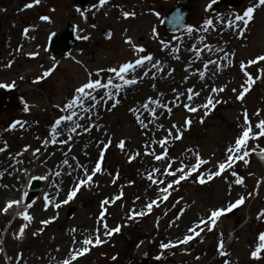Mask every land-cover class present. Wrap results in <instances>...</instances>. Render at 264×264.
Returning <instances> with one entry per match:
<instances>
[{"label":"rangeland","instance_id":"1","mask_svg":"<svg viewBox=\"0 0 264 264\" xmlns=\"http://www.w3.org/2000/svg\"><path fill=\"white\" fill-rule=\"evenodd\" d=\"M182 1L107 0L101 5L89 0L81 8L71 0H0L3 36L17 30L16 43L1 52L0 66L16 63L2 78L22 72L31 78L20 83L27 115L0 110V264H264V252L259 260L251 256L264 233V166L254 156L264 149V136L247 141L248 163L228 152L248 127L245 112L253 134L264 120V61L258 59L264 56V5L246 0L230 8L223 0H198L189 21L192 31L166 33L161 21ZM22 5L30 13L20 14ZM249 7H255L253 18L241 26L235 17ZM24 20L26 32L20 35L17 26ZM69 21L77 27L79 45L52 56L47 38ZM143 56L153 59L127 73L134 84L125 85L109 71ZM157 76L161 82L154 86ZM90 79L120 87L92 90L95 101L86 98L83 106L68 108L76 89ZM129 90H138L131 101ZM110 93H115L111 100ZM209 98L212 105L203 107ZM95 104L100 116L93 122ZM73 112L71 120L64 119ZM85 119L93 126L82 130ZM92 147L96 152L89 157ZM229 155L231 166L220 171ZM197 158L203 163L193 172ZM85 163L90 167L82 171ZM35 164L42 187L31 190ZM181 168L187 175L176 183ZM88 175L91 180L81 185ZM73 190L76 195L69 200ZM11 198L24 201L22 213L4 211ZM240 198L244 203L234 208L237 213L227 211ZM221 209L212 224L211 213ZM117 227L119 232L107 235ZM231 232H236L232 243L226 241ZM189 235L193 239L182 243ZM97 236L99 245L82 243ZM221 244L225 255L219 254ZM82 248L89 251L75 260L68 255Z\"/></svg>","mask_w":264,"mask_h":264},{"label":"snow or ice","instance_id":"2","mask_svg":"<svg viewBox=\"0 0 264 264\" xmlns=\"http://www.w3.org/2000/svg\"><path fill=\"white\" fill-rule=\"evenodd\" d=\"M35 2L38 4L40 3V0H35ZM107 2V0H100V4L103 5ZM216 3V0H212V4H215ZM212 4H210L208 7L211 8ZM258 5H264V0H258ZM28 7H32V5H28ZM255 12V7H249L246 9V11L242 14V15H237L235 17V20L237 22H239L241 24V26H246L253 18V14ZM125 17H128L130 14L129 13H125L124 14ZM131 15H134V14H131ZM43 19H48L47 17H43ZM206 24L211 26L212 25V21L209 20V21H206ZM189 32L192 31V29H188ZM84 39H88V37H84ZM128 43H131V41H127ZM134 49L138 52H144V49L143 48H135L134 46ZM153 58L151 56H143L139 59H136L134 62H129V63H125L123 64L122 66H120L119 68H111L109 69L110 72L114 73L115 76L120 80V81H123V83L125 85H131V84H134L136 83L137 81L135 79H126V75L128 72L130 71H135V68L137 66H141L143 65V63L145 61H150L152 60ZM260 61H264V56H260L258 58ZM257 61L256 60H252L250 61V63H256ZM208 63H211V64H215V61H209ZM205 67H207V65H205ZM49 73L45 72L44 75L47 76ZM97 75H99V73H97ZM245 75L247 76L248 74L245 73ZM248 82L251 83L252 82V78L249 76L248 78ZM15 87V84H4V83H0V88H4V89H12ZM106 87H115L117 90L119 89L120 85H113V82L111 80H109L107 82V84H103L99 79L93 81V80H89L87 83L83 84L82 86H80L79 88L76 89V93H77V96L67 105L68 108H73V106H83V100L86 99V98H89L91 100H96V97L95 96H92L91 95V92L92 90H97V89H100V88H106ZM223 89H221L222 91ZM248 89H245V91H247ZM191 91V90H190ZM113 95H115V93H110L108 95V99H112L113 98ZM198 95V93H197ZM238 99L240 100H243V93L237 97ZM188 99H192L191 96L188 97ZM155 103H159V101H154ZM119 103V100L116 99L114 101V103L112 104V107H115L116 104ZM213 101L211 98L208 99L207 101V104L203 105V107L207 108L209 105H212ZM143 107L145 108H148V105H144ZM25 110L27 111V107L25 108ZM192 112H196L198 109L195 108V107H192L190 109ZM170 111V109H169ZM153 113H154V110H153ZM75 115V112L72 113V115H69V116H66L64 119L65 120H71L72 119V116ZM258 115V113H257ZM244 116H245V124L248 125V127L242 132V135L240 137H238L235 141V149L233 148H229L228 149V152L229 153H238L239 155L236 156V159L238 160H241L243 161L244 163H248L247 160L244 159L245 156L248 155V152L245 149V146L247 144V141L250 139V138H258L259 136H264V120H261L259 121L258 124H256V128L259 129V132L256 133V134H253L252 133V128H251V121L248 119V116H247V113L245 112L244 113ZM17 123H20L19 121H17ZM58 125L60 123V121H57L56 122ZM186 123L190 124V121H186ZM16 125L14 124L13 127H15ZM78 127V125H77ZM119 147L123 149L124 147V142L121 141L120 144H119ZM156 159H161L160 156H156ZM198 160V163L197 165L193 166L191 171H196V168L199 166V163H203V161H200L199 158H197ZM232 160H233V156L232 155H229L227 160L225 161V163H221L219 165V169L220 171H223L226 167V164L228 166H231V163H232ZM101 169L99 168V166H97L96 168V172H99ZM181 175L179 177L178 180H176L175 182L176 183H179L180 180H183L185 179L186 177V173L184 172V169L181 168L179 169ZM87 175V174H86ZM216 175H219V172L216 173ZM233 175H235V173H233ZM91 176L88 175L87 176V179L86 180H82L80 181V184L83 185V184H86L88 183V181L91 180ZM212 177L209 176L208 179H211ZM200 179V183H204V179L201 177L199 178ZM237 183H242L243 181L242 180H237L236 181ZM169 187H171V185H169ZM78 190V189H77ZM77 190H73L69 196H68V199H72L75 195H76V191ZM166 190V189H165ZM67 202V201H65ZM12 203L13 202H10L4 209L5 212H7L8 208H11L12 207ZM15 203H18V202H15ZM244 203V200L243 198H240L238 199L235 203L229 205V207L227 208V211H232L234 208L238 207L239 205L243 204ZM59 205H57L58 207ZM152 205L149 204L148 205V208L151 209ZM225 210L221 209V210H216V211H213L211 213V216H210V222L212 224H215L216 222V218H218L219 216H221L223 213H224ZM139 215H143V213H139ZM260 216L264 217V212H261L260 213ZM259 218V217H258ZM24 219L25 220H30L31 217L28 216L27 214H24ZM44 223H47L46 221ZM201 224H206L207 222L206 221H201L200 222ZM199 227V225H198ZM105 228H107V225H105ZM120 229L119 227L117 228H114L112 229L111 231L107 232V235H112L113 233H117L119 232ZM190 232H193V233H196L197 235L199 234L198 232H196V229H189ZM23 232V229H21V234ZM191 239H193V237L191 235L189 236H186L184 238L183 241H181L182 243H187L188 241H190ZM259 240H260V245L259 247L253 251L251 253V256L254 260H259L261 259V253L264 252V233H261L259 235ZM84 245H90V244H101L102 241L101 239L99 238V236L96 237L95 241H92V240H89V239H86L82 242ZM162 248H168L169 245L168 244H162L161 245ZM221 248H223V244L220 245ZM87 251H89L88 248H82L80 250H76L72 256V260H75L76 257L78 255H83L84 253H86ZM221 255H225L224 252H221ZM64 264H71V261L70 260H66L64 261Z\"/></svg>","mask_w":264,"mask_h":264},{"label":"flooded vegetation","instance_id":"3","mask_svg":"<svg viewBox=\"0 0 264 264\" xmlns=\"http://www.w3.org/2000/svg\"><path fill=\"white\" fill-rule=\"evenodd\" d=\"M21 1V3L23 2V0H20ZM72 1V3H73V6H75V7H81V8H84V7H82V6H80L78 3H80V2H82V0H71ZM88 2H89V0H87V3H86V6L85 7H87L88 6ZM41 4H42V2H40ZM24 5V4H23ZM21 6V9H25L24 11H21L20 10V14H28V13H30V9L28 8H25V6ZM26 7H28V6H26ZM19 14V15H20ZM45 15H46V13H44V14H42L41 16H44L45 17ZM25 20H27V19H25ZM22 21V22H20L21 24L20 25H18L17 26V29L19 28V34L20 35H24L25 34V32H26V30H25V23H26V21ZM70 23H72V24H74L73 22H71V21H69ZM68 22V23H69ZM2 26H3V22L0 20V37H2L3 36V31L1 30L2 29ZM68 26V24L66 25V27ZM66 27H65V29H66ZM10 28H12V26H10ZM64 29V30H65ZM11 30V29H10ZM64 30L63 31H61V32H53V33H51L49 36H48V38H47V48H48V50H50L49 49V38L51 37V35H56V34H61V33H63L64 32ZM17 32V30L16 29H14V28H12V31H11V33L9 32V34H6V35H4L3 36V39H1L0 40V56H1V52L5 49V48H8L10 45L12 46L13 45V43H16V41H14V38H15V33ZM10 35H13V38L11 37L10 39H9V37H10ZM5 39V43L4 42H2L3 40ZM19 41H20V39H19ZM8 46V47H7ZM16 46H19V44H16ZM15 48V47H14ZM13 53H11V57H13V55H15V52H14V50L12 51ZM50 52H51V50H50ZM52 54V53H51ZM26 59H28V61H30V59L29 58H26ZM10 63H11V65L12 66H10L9 65V63L4 67V69L2 70V68H1V66H0V83H4V84H15V87L14 88H12V89H4V88H0V110L1 109H3V110H6V109H9V111H12V112H14L15 113V111H16V113L18 112V111H21V112H23V114L24 115H27V113L29 112V106L26 104V100H25V95H23L21 92H20V89H21V85H20V83H22V84H27V82H30L31 81V78L29 79V78H27V75H28V72H26V70H27V68H26V70L25 69H23L26 73H24V72H22L20 75L19 74H14V76L12 75H10V74H8V75H5V78L3 79L2 78V76L4 75V71H7V70H9L8 68H7V66L9 67H13L14 65H15V63H16V59L15 60H11V61H9ZM28 71V70H27ZM16 76H18V78L20 79V82H17V79L15 80L14 78H16ZM27 107V111L25 110V108ZM20 118H22V117H20ZM19 119H17V121H18ZM22 120H24V119H22ZM21 120V121H22Z\"/></svg>","mask_w":264,"mask_h":264},{"label":"water","instance_id":"4","mask_svg":"<svg viewBox=\"0 0 264 264\" xmlns=\"http://www.w3.org/2000/svg\"><path fill=\"white\" fill-rule=\"evenodd\" d=\"M244 0H225V4L232 6H240ZM86 0H83L85 3ZM197 0H186L184 3L177 4L173 9L169 11L166 17L163 19V27L166 32L177 33L178 31L187 29L189 26V19L194 14V4ZM77 46V38L73 32L72 25L69 24L68 30L64 32L60 38L53 39L52 50L55 52H69ZM33 187H41V179L34 178Z\"/></svg>","mask_w":264,"mask_h":264},{"label":"bare ground","instance_id":"5","mask_svg":"<svg viewBox=\"0 0 264 264\" xmlns=\"http://www.w3.org/2000/svg\"><path fill=\"white\" fill-rule=\"evenodd\" d=\"M141 70V69H140ZM138 71L137 70V72L136 73H138V74H143L141 71ZM157 82H156V85H154V86H157L160 82H161V78H159L158 76H157ZM134 89V88H133ZM130 91V96H128V98H127V100H129V101H131V95L132 94H134V93H137L138 92V90H135L134 92L133 91H131V90H129ZM154 91V90H153ZM92 109V110H91ZM90 109V114H92L93 115V119H92V121L94 122V121H96V120H99V116H100V112H99V109H98V107H97V105L95 104V106H94V108H91ZM86 120V126H83V128H82V130L84 129V127L86 128V129H88V128H90L91 126H93L91 123V121H87V119H85ZM60 141V140H59ZM50 145H51V143H50ZM47 149H48V151H47V153L49 154L50 153V151L52 150V147L51 146H48L47 147ZM36 150L35 151H32V152H30V155H32V156H35L36 155ZM96 151H95V149L92 147L91 148V150H90V152H89V157L92 155V154H94ZM30 155H29V157H30ZM89 160H90V158L88 159V162H89ZM90 167V164L89 163H85L83 166H82V168L81 169H83L82 171H84V170H87V168H89ZM37 168H36V164L34 165V168L31 170V175L32 176H34L37 172ZM31 175H30V177H31ZM77 175H79V174H75L74 176H71L70 178H68L67 180L69 181V184H71L70 182L71 181H75V179L78 177ZM74 179V180H73ZM9 185H11V184H13L11 181H9V183H8ZM69 186V185H68ZM67 186V187H68ZM27 190H28V187H27ZM33 191H28L27 193L29 194V193H32ZM63 195V194H62ZM10 202H13L12 203V207L11 208H8V212H10L11 213V211H13V212H18V213H22L23 211H24V201L23 200H21V202H18V203H15L16 202V200H14L13 198H11L10 200H8L7 202H6V206L10 203ZM46 213H49V212H46ZM61 252V251H60ZM68 255H73L72 254V252H70ZM70 257V256H69Z\"/></svg>","mask_w":264,"mask_h":264}]
</instances>
